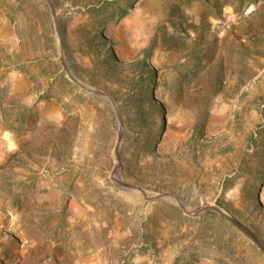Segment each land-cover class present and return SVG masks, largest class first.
I'll return each instance as SVG.
<instances>
[{"label":"rangeland","instance_id":"obj_1","mask_svg":"<svg viewBox=\"0 0 264 264\" xmlns=\"http://www.w3.org/2000/svg\"><path fill=\"white\" fill-rule=\"evenodd\" d=\"M113 100L120 181L264 244V0H50ZM107 98L46 0H0V264H264L223 215L113 179Z\"/></svg>","mask_w":264,"mask_h":264},{"label":"water","instance_id":"obj_2","mask_svg":"<svg viewBox=\"0 0 264 264\" xmlns=\"http://www.w3.org/2000/svg\"><path fill=\"white\" fill-rule=\"evenodd\" d=\"M46 2L49 5L50 10H51V13H52V15L54 17L55 29H56V34H57L58 43H59L60 58H61L62 65H63V68H64L66 74L69 76V78L72 81H74L81 88H83V89H85V90H87V91H89L91 93H94V94H96V95H98L100 97L107 98L110 101V103L112 104L113 108L115 109V113H116V117H117V124H118V137H117V142H116V145H115L116 165H115V167H114V169L112 171V176H113L114 181L121 188H123V189L131 190V191H136V192H139V193L143 194V196L148 201H164V200L175 199V200H177V204L180 205L187 214L197 215V214H200V213H204L205 211H208V210L215 211V212L223 215L227 220H229L230 222H232L241 231H243L244 233H246L247 235H249L259 245V247L264 252V244H263V242L260 239H258L249 229H247L241 223H239L235 219H233L229 214H227L219 206H217L215 204H209V203H207V204L202 205L200 207H196V208L191 209V208H188L187 206H185L177 197H175L172 194H169V193H152V192H149V191H147V190H145L143 188L136 187V186L130 185L128 183L122 182V181H120L118 179L117 172H118V169H119V166H120V157H119V154H120V144H121L122 136H123L122 123H121V120H120L119 113H118V111L116 109V106H115L113 100L111 99V97H109L104 92H101V91H98L96 89H93V88L87 86L86 84L82 83L81 81H79L78 79H76L72 75V73L70 72L69 68L66 65L65 59H64L63 49H62V45H61V41H60V37H59L58 21H57L56 16H55V10H54L53 4H52V2L50 0H46Z\"/></svg>","mask_w":264,"mask_h":264},{"label":"bare ground","instance_id":"obj_3","mask_svg":"<svg viewBox=\"0 0 264 264\" xmlns=\"http://www.w3.org/2000/svg\"><path fill=\"white\" fill-rule=\"evenodd\" d=\"M171 201H174L175 203H177V200H175V199H171Z\"/></svg>","mask_w":264,"mask_h":264}]
</instances>
